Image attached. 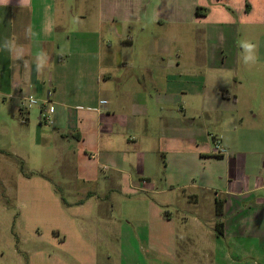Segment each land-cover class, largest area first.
Returning a JSON list of instances; mask_svg holds the SVG:
<instances>
[{"label": "crops", "instance_id": "1", "mask_svg": "<svg viewBox=\"0 0 264 264\" xmlns=\"http://www.w3.org/2000/svg\"><path fill=\"white\" fill-rule=\"evenodd\" d=\"M172 1L149 10L141 2L98 0L97 24L69 32L63 0H0V94L23 123L29 121L27 97L39 94L40 112L44 104L53 107L46 112L50 124L37 120L44 148L58 156L73 150L95 162L92 175L81 171L78 178L80 189L96 190H84L79 212L91 202L100 210L82 215L92 217L87 231L74 226L80 264H151L134 260L130 248L135 236L144 247L150 226L135 234L130 218L121 221L113 208L119 190L130 196L162 179L191 207L177 213L191 224L181 223L189 225L182 242L188 249L175 251V264H264V86L250 77L264 68V0ZM182 5L189 20L178 16ZM187 21L191 39L184 48L166 27ZM243 41L257 45L252 66L243 63ZM71 60L82 62L79 69L91 65L96 86L89 105L50 95L57 69ZM231 80L237 86H224ZM12 151L0 149V156ZM8 181L1 179V187L9 188ZM16 181L15 198L25 202L24 185L36 182L23 172ZM27 252V264H34L36 253Z\"/></svg>", "mask_w": 264, "mask_h": 264}, {"label": "rangeland", "instance_id": "2", "mask_svg": "<svg viewBox=\"0 0 264 264\" xmlns=\"http://www.w3.org/2000/svg\"><path fill=\"white\" fill-rule=\"evenodd\" d=\"M63 1L68 5L66 29L69 32L75 31L80 24L84 25V28H91L97 24L98 0ZM116 2L119 6L130 2H141L149 6L150 10L153 6L154 8L159 6L162 0H116ZM169 2L173 1L169 0ZM183 3L185 4V0ZM188 14L190 16L185 5L179 6L178 16L180 18L184 21L189 20ZM190 26L191 23L187 21L179 24L177 28H167V26L166 29L172 38H178L181 41L182 47L189 48L191 35L187 30ZM103 35L108 34L103 31ZM112 39L115 41L114 38ZM186 56L188 55L184 57ZM184 61L189 63L187 57ZM81 63L71 60L66 67L57 69L55 78L57 90H50L52 99L71 104L89 105L90 98L95 95L96 83L89 61L86 68L79 69ZM188 76H190L189 72L186 78L183 77V84H189ZM250 77L256 81V86H264L262 66ZM224 86L237 85H234L231 80V83L225 82ZM25 93L23 91V94ZM39 96V94H32L37 104L28 103L24 116L28 117L29 121L23 123L22 115L12 108L8 98L5 99L6 97L0 94V149L16 151L15 153L12 151L14 155L7 152L0 156V181L5 178L9 180L7 183L9 188L4 189L0 185V264H27L29 263L27 251H29L27 253H36L35 258H32L34 264H48L50 261L80 264L78 257L82 242L75 227L77 229L81 227L87 231L92 217L87 219L82 215L86 213L94 215L100 210L91 202L83 212H79V200L81 197H88L87 195L82 196L84 190L85 194L96 190L80 189L78 178L82 175L81 171H88V174L92 175L95 162L80 159L73 150L65 156H58L57 152H52L53 149L44 148L47 145L46 140L41 141L37 136L39 126L37 120L41 118L42 121ZM5 100L8 101L5 102ZM45 126L43 128H47ZM19 172L33 177L36 182L24 185L23 193L27 198H24L25 202L15 198L18 191L16 175ZM176 181L182 182L181 180ZM185 181H189V178ZM155 185L154 188L146 191L140 190L130 196L119 190L118 201L113 211L120 220L125 216L130 218L132 229L130 231L133 233L135 231V234L141 233L137 231L146 232L145 229L150 226L151 230L145 237L144 247H142L143 242L139 244L140 239L135 236V246L133 243L130 247L134 248L131 253L134 260L151 264H175V251L178 250V254L181 249L187 252L188 248L182 242L186 238V229L191 224V220L181 222L177 213L180 209L184 210V207L187 210L191 207L189 203L185 204L181 190L171 189L163 179ZM101 191L107 193L109 190ZM165 213L167 215L169 213L171 217L165 219ZM181 223L189 225L182 229ZM64 224L68 226L67 230H64ZM159 234L162 235L163 240L160 239ZM90 237L93 239L92 232ZM21 239L23 242L20 241ZM86 239L88 240L87 237ZM97 249L105 250L100 247ZM122 251L125 257L130 259V252L126 246ZM142 253L145 255L151 253L150 258L144 260ZM85 256L87 254L81 255V257Z\"/></svg>", "mask_w": 264, "mask_h": 264}, {"label": "clouds", "instance_id": "3", "mask_svg": "<svg viewBox=\"0 0 264 264\" xmlns=\"http://www.w3.org/2000/svg\"><path fill=\"white\" fill-rule=\"evenodd\" d=\"M241 48L244 52L243 63L248 66L254 65L258 60L257 45L249 41H243Z\"/></svg>", "mask_w": 264, "mask_h": 264}, {"label": "built area", "instance_id": "4", "mask_svg": "<svg viewBox=\"0 0 264 264\" xmlns=\"http://www.w3.org/2000/svg\"><path fill=\"white\" fill-rule=\"evenodd\" d=\"M30 104H37V101L32 97V96H28L27 99H26ZM100 104H106V101L105 100H102L100 101ZM42 121L47 123V124H50L51 123V120L49 119L48 115L46 114V112L48 113H52L53 112V107L51 106H48V104H44L42 107ZM215 149H216V152L217 154L219 155H224L226 153V150L224 148H222L220 145H216L215 146Z\"/></svg>", "mask_w": 264, "mask_h": 264}, {"label": "trees", "instance_id": "5", "mask_svg": "<svg viewBox=\"0 0 264 264\" xmlns=\"http://www.w3.org/2000/svg\"><path fill=\"white\" fill-rule=\"evenodd\" d=\"M195 14H196V15H200V14H199V8H196ZM20 169L22 170V166H20Z\"/></svg>", "mask_w": 264, "mask_h": 264}]
</instances>
